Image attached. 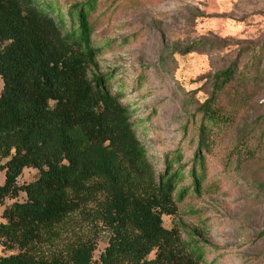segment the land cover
<instances>
[{"label":"trees","instance_id":"trees-1","mask_svg":"<svg viewBox=\"0 0 264 264\" xmlns=\"http://www.w3.org/2000/svg\"><path fill=\"white\" fill-rule=\"evenodd\" d=\"M66 5L67 20L57 0H0V247L8 252L0 264H205L198 229L183 236L162 216L177 212L183 181L201 193L209 158L246 109L260 62L215 74L193 134L184 129L156 173L122 89L98 70V0ZM251 130L241 162L264 147V121ZM25 168L37 175L19 185ZM20 192L23 201L5 205ZM98 229L109 239L95 259Z\"/></svg>","mask_w":264,"mask_h":264},{"label":"rangeland","instance_id":"rangeland-1","mask_svg":"<svg viewBox=\"0 0 264 264\" xmlns=\"http://www.w3.org/2000/svg\"><path fill=\"white\" fill-rule=\"evenodd\" d=\"M57 1L65 17L71 0ZM94 16V42L101 47L98 70L111 72L115 91L122 89L156 173L184 129L193 134L215 74L233 64L247 72L260 62L259 81L248 86L246 109L209 158L201 193L195 194L187 180L179 184L176 196L188 188L186 196L176 201L174 215L162 216V224L177 227L183 236L197 228L205 264H264V147L253 160L238 158L244 155L242 137H252L256 127L249 131V125L264 121V0H98ZM2 84L0 78V92ZM36 175V169L25 168L18 184ZM24 199L20 192L5 205ZM2 210L0 205V221ZM96 232L95 259L109 239L105 231ZM5 254L0 247V255Z\"/></svg>","mask_w":264,"mask_h":264}]
</instances>
